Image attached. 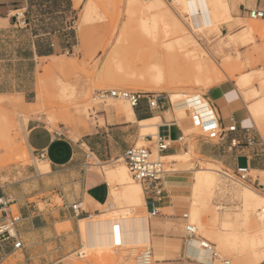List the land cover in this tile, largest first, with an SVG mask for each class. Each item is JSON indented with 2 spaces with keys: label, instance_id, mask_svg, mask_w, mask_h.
Masks as SVG:
<instances>
[{
  "label": "rangeland",
  "instance_id": "rangeland-1",
  "mask_svg": "<svg viewBox=\"0 0 264 264\" xmlns=\"http://www.w3.org/2000/svg\"><path fill=\"white\" fill-rule=\"evenodd\" d=\"M124 1L72 0L74 11L69 19L58 18L48 26V29L66 33L71 44L70 51L57 50L51 56L36 57L29 61L28 80L20 85L32 90L27 96L18 91L0 90V182L24 177L26 174H23V169L33 162L43 172L44 168H49L48 164L38 158L33 159L27 146L26 131L30 119L39 116L52 130L62 131V127L69 128L70 135L75 138V132L80 127L96 123L91 114L95 116L97 110L115 101L111 97L106 100L95 99L98 89L123 88L142 91L134 84H110L102 74L109 63L114 66L118 61H123L141 67L156 57L171 58L176 54L180 59L173 62L170 68L174 74L182 77L184 71L187 73L190 70L189 62L184 57L186 50L202 59L204 65L210 69L211 84L203 88L191 81L180 80L176 86L188 93L200 92L209 98L207 95L211 94V88L223 82L233 83L255 120L254 122L248 116L245 123L250 131L246 136L242 134V139L250 135L255 142L253 149L245 152L249 156L260 158L264 164V154H261L264 153V36L256 34L250 42V38L241 35L243 28L251 22L264 24V19L250 18L244 12L243 5H246V0H229L233 19L230 22L222 21V34H197V41L187 40L188 43H184L185 48L182 49L179 40L177 41L178 34L167 32L166 35L165 23H172L173 18H178V15L181 20L180 3L183 0H161L160 10L156 14L153 11L154 13L147 15L127 12ZM205 13L206 22H209L208 11ZM149 17L157 23H153V27L148 20L151 30L148 26L149 30L145 27L148 22L144 19ZM30 18L31 21L33 19V25L37 22H34L37 12L30 13ZM216 44L219 46L215 47ZM7 77L9 78L8 74ZM163 93L169 96V93ZM119 104L130 105L126 99L124 104ZM254 107L257 108L256 112ZM174 116L183 128L182 135H187L186 141L191 146V149L180 150V157L160 158L155 146L157 133L154 131L147 133L154 135L153 142L144 140L147 135L139 136L137 141L138 145L153 147L154 157L164 162L165 169L169 170L165 176L166 187L168 184L179 186L169 188L172 208H166L162 212L172 219L181 218L185 221L179 227L173 220H169L170 223L162 233L167 242L168 256L165 261L156 264H179L181 252L183 256L187 255V239L190 236H187L186 224L190 223L197 228L195 236L214 246L213 249L219 257L215 264H258V255L264 254V240L254 244V239L261 238L259 232L264 229V222L257 215L260 203H264V170L251 171L255 184L250 186L261 194L254 193L249 185L213 171L210 173L214 175V181L208 185L202 184L195 193V168L217 165L201 161L194 152V138L207 133L203 128L190 124L194 112L188 110L183 117L178 114ZM217 141L219 140H215ZM176 144L180 142L177 141ZM88 162L89 167L108 166L116 169L109 182L110 189L117 192V209L106 220L101 217L100 223L97 222L88 229L83 222H79L80 241L86 255L79 257L75 253L80 249L79 245L70 256L75 264H137V255L147 246H152L150 238H136L137 231L141 232L147 226L148 220L154 219L146 208L144 186L132 178L122 157L107 164H95L92 158ZM220 166L224 171L233 174V170ZM181 176H185L188 183L182 182ZM183 184L186 186L180 187ZM133 191H141L143 198L134 196ZM61 202L56 196L50 206L54 207ZM108 202L93 215L102 214ZM40 206L42 209L47 208V203H41ZM193 210L196 211L195 217ZM184 213L189 214L190 221L183 218ZM64 228L66 226H60V229ZM116 234L122 245H115ZM185 261V264H204L189 255Z\"/></svg>",
  "mask_w": 264,
  "mask_h": 264
},
{
  "label": "crops",
  "instance_id": "crops-1",
  "mask_svg": "<svg viewBox=\"0 0 264 264\" xmlns=\"http://www.w3.org/2000/svg\"><path fill=\"white\" fill-rule=\"evenodd\" d=\"M260 2L264 3V0H246V6H255ZM18 10H28L26 15L30 19L29 26L25 27L16 21ZM33 11L37 12V19H34V22H37L33 25L38 28L35 29L31 25L33 19L31 21L30 18ZM73 11L72 0H0L2 92L18 91L27 96L32 90L20 85L28 80L29 61L36 57L51 56L57 50L71 48L66 33L48 29V26L52 25L55 19H69ZM6 74L9 78H6ZM209 93L211 96L207 95L208 99L211 100L222 126L229 127L235 123L238 129L227 132L224 138L217 142L205 136L195 137L194 152L199 155L201 161H215L229 170L235 171L240 166L264 170L260 158L249 156L245 152L247 149H253V146L248 143L251 136L242 139V134H249L250 129L245 126L248 116L253 120L254 118L233 83L223 82L211 88ZM164 95L166 97L160 99L159 107L155 109L149 108L145 98L134 107L131 104L121 106L119 102L124 104L125 99L113 98L114 103L104 105L95 112V116L91 114L96 123L80 127L75 132V138L70 135L71 129L62 127V131L52 130L39 116L29 120L26 131L27 146L33 159L38 158L48 164L49 168H44L43 172L41 167L33 162L23 169V174H26L24 177L0 182V198L12 200L21 215L17 234L23 243L19 250H15L11 242L0 245V264H75L70 254L81 245L79 222L96 217H102L104 220L110 215L109 211L114 212L117 209L116 205L114 208L113 189H110L109 182L116 169L108 166L89 167L88 160L92 158L95 164L119 160L130 146L137 143L139 136L141 137L142 120L160 117L157 135L171 141L170 147L160 155L170 156L180 154V150L191 149L188 142L176 144L183 128L174 116L177 113L169 96ZM232 139H236L238 144L233 145ZM144 140L153 142L149 135ZM262 150L264 152V148ZM42 151L46 152L45 158L40 157ZM181 177L182 182L188 183L185 176ZM185 186L186 184H183L180 187ZM172 187L179 186L167 185V192L158 204V214L154 219L148 220L149 238L155 248L154 264L167 259V242L162 233L170 223L169 220H173L179 227L185 223L181 218L172 219L162 212L166 208H172L169 190ZM56 196L62 202L51 207ZM76 202H82L83 210L79 216L75 215L72 209V204ZM107 202L102 214L93 215ZM41 203H47V208L42 209ZM110 204L113 205L108 208ZM60 226L66 228L60 229ZM199 239V236L187 239V255L204 264H215L219 257L213 249L214 246L212 245L211 256L206 257L199 250ZM187 255L183 256L181 252L179 264H185ZM258 264H264V259Z\"/></svg>",
  "mask_w": 264,
  "mask_h": 264
},
{
  "label": "bare ground",
  "instance_id": "bare-ground-1",
  "mask_svg": "<svg viewBox=\"0 0 264 264\" xmlns=\"http://www.w3.org/2000/svg\"><path fill=\"white\" fill-rule=\"evenodd\" d=\"M124 3L128 10L127 12H131V13L141 12L142 15L151 14L153 11H155V14H156V11H159L162 5L161 0H125ZM180 4H181L180 12L182 14V16L180 17L181 20L178 19L179 15L176 13L178 15V18H173L172 23H167V22L165 23L166 24L165 28H167V31L165 30V32H166V35L169 32L178 34L180 37L178 36L177 41L179 40L180 48L182 49L185 48L184 43H188L187 40L192 39V40L197 41V39H195L197 34H200V33L209 34L212 32L216 34H220V33L222 34V29H221L222 21L227 20V22H230L233 19L232 6L229 3V0H183L182 3ZM206 10L208 11V14H209V18H210L209 22H206V19H205ZM146 19L144 20L148 22V20H150V17L149 19L148 18ZM154 21L155 20L153 21L150 20L149 22L152 25ZM149 22L145 24V27L147 30L149 29L151 30L152 28V27H149ZM154 24L156 25L157 23L155 22ZM147 26L149 27V29L147 28ZM256 34L264 36V24L258 23L256 21H253L251 22L249 26L244 27L243 32L241 33V35L244 38H250L249 39L250 42H252L251 40L252 38H254ZM217 46L219 45L216 44L215 47ZM177 56L178 55L175 54L174 56L172 55L171 58H157L156 57L150 63L144 64L141 67H138L137 65L126 64L123 61H118L117 63H115L114 66L109 63L104 68L102 74H103V77L107 81L110 82V84L120 83L124 86H131L134 84L138 86V88L144 92L157 91L161 93L163 92L169 93V98L173 105L174 111L180 117L181 116L183 117V115H185L188 112V110L193 111L194 117H193V121H191L190 124L193 127L202 128V123L204 121L210 120L212 118H216V113L211 104V101L200 92L188 93L186 91L179 89L176 85L178 81L184 80V81H189V82L191 81L198 86H202L203 88H206L211 84V81H210L211 74L209 71L210 69L207 67V65H204V61L202 59H198L197 57H195L193 53L186 50L184 53V57L189 62L190 70H188L187 73H185L184 71V75L180 77L179 75L174 74V71H172L170 68V65L173 62H178L177 60L179 57ZM259 108L262 109L260 106ZM253 110L256 112L257 108L254 107ZM160 123H161V119L159 116L146 119V120H142L141 121V124H142L141 135L142 136L150 135V134H147L149 131H154L158 134V125ZM159 156L160 158H176V157H180L181 154H175V155H170V156H162L159 154ZM207 163L208 164L213 163L217 165V167H213L211 165L210 166L202 165L199 168H195V172H196L195 185H194L195 193L198 192L202 184L208 185L214 181V175L210 173L211 171L221 172L224 175H227L228 173L221 168L220 166L221 164L216 163L215 161L207 162ZM249 187L254 193H260L256 188L250 185ZM132 194L134 196L138 195L140 199L143 198V194L141 191H137V192L133 191ZM112 195H113V203H114V208H115V205L117 206V192H115L114 189L112 191ZM112 205L113 204H110L107 207L111 208ZM109 212L111 214L113 211H109ZM192 212L195 217L196 211L193 210ZM257 215L260 218V220L264 222V203H260L258 211H257ZM187 220L190 221V219H187ZM100 221L101 219L96 217V218L84 219V220H81L80 222H83L84 225L87 226V229H88V227L96 224L97 222L100 223ZM190 224H193V223H190ZM193 225L195 226V224ZM139 226L142 227L144 225H139ZM196 231H197V228H196ZM259 233L261 235V238H255L254 244L261 243L264 240V229L262 228L261 232ZM149 235H150L149 227L147 223V226L145 225V227L141 230V232L137 231L136 238L143 239V240H149ZM196 236L194 235L189 238H193ZM199 244H200L199 245L200 252L204 253L206 257L211 256V251H212L211 243L207 240L199 239ZM215 255L217 256L216 253ZM256 255H258V253ZM257 259L259 262H261L264 259V254L261 256L259 254ZM153 262H154V256H153Z\"/></svg>",
  "mask_w": 264,
  "mask_h": 264
},
{
  "label": "built area",
  "instance_id": "built-area-1",
  "mask_svg": "<svg viewBox=\"0 0 264 264\" xmlns=\"http://www.w3.org/2000/svg\"><path fill=\"white\" fill-rule=\"evenodd\" d=\"M244 12L253 19H264V3H258L255 6L243 5ZM19 11V10H18ZM16 13V21L23 23L22 25L27 27L30 25V19L27 17L28 10H22V12ZM53 45V44H52ZM70 48L68 49V52ZM123 98L128 100L132 107L137 106L140 101L145 98L148 101V106L150 109H155L159 107V102L162 97H166L161 92H144V91H134L123 88H113V89H98L95 92V99L106 100L107 98ZM202 128L207 133L204 136L211 140H220L224 138L227 132H234L238 129L237 125L234 123L229 127H224L219 122V119L212 118L206 120L202 123ZM149 137L153 138L152 135ZM187 135H182L179 137L178 142L181 144H186ZM155 146L157 148L158 154L166 151L171 144L169 139L163 136L157 135L155 140ZM233 145H237L236 139L231 140ZM250 145L254 144L253 138L249 137ZM264 144V143H262ZM41 158L46 157V152L42 151L40 153ZM124 159L132 178L140 182L144 186L146 192V205L149 214L154 217L158 214L159 208L158 204L163 200V196L166 191V181L165 176L169 170L165 169L164 162L160 158L154 157L153 147L133 144L130 146L123 154ZM88 164H90L88 162ZM252 169L250 166H240L237 167L233 174L227 175L245 185H254L255 181L251 174ZM1 186V183H0ZM72 209L75 215L79 216L82 208V203L72 204ZM183 218L186 220L189 218L188 213H184ZM21 220V215L17 211L16 207L13 205V201L9 198H0V245H5L9 242L12 243L15 250H19L23 247L22 240L17 234V224ZM187 236H194L196 234V228L193 224H187L186 226ZM115 245H122L120 237L115 235ZM83 244H81L80 249L75 253L79 257H85L86 252L83 250ZM137 264H153V249L151 246L144 248L136 257ZM123 264V263H120Z\"/></svg>",
  "mask_w": 264,
  "mask_h": 264
}]
</instances>
